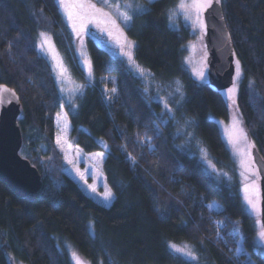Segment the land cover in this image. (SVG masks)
Segmentation results:
<instances>
[{
  "label": "trees",
  "instance_id": "1",
  "mask_svg": "<svg viewBox=\"0 0 264 264\" xmlns=\"http://www.w3.org/2000/svg\"><path fill=\"white\" fill-rule=\"evenodd\" d=\"M177 1L155 0L126 28L137 61L159 81L182 85L184 95L162 122L163 104L95 35L87 36L93 78L78 71L58 0H0V87L8 84L20 95V153L43 180L38 193L19 197L0 179V264H73L60 245L64 241L91 264H237L240 237L252 251V264H264L254 249L255 221L242 198L240 172L216 119L228 117L229 105L222 91L185 66L186 45L195 34L188 25H170ZM221 3L242 68L238 104L264 155V0ZM40 31L54 38L84 81L77 105L67 108L70 139L87 152L106 151L103 171L115 194L108 206L64 171L55 143L62 98L38 47ZM190 132L212 154L221 170L217 176L188 144ZM171 243L191 244L198 258L174 252ZM245 256L239 254L240 264H247Z\"/></svg>",
  "mask_w": 264,
  "mask_h": 264
},
{
  "label": "rangeland",
  "instance_id": "2",
  "mask_svg": "<svg viewBox=\"0 0 264 264\" xmlns=\"http://www.w3.org/2000/svg\"><path fill=\"white\" fill-rule=\"evenodd\" d=\"M58 2L60 4V0H58ZM91 2L95 3L97 7L102 6L100 0H91ZM191 2L192 0H185V3L190 4ZM109 3L113 5V8L111 9L105 8V11L112 12L113 16L117 18V23L119 24L120 28L123 30L124 37H126L127 40L132 41L134 44V46L131 49L133 63H130L128 60V57L124 55V52L128 51L127 47H125L122 51L120 45L116 43V39L118 38V36L114 29L111 30L113 32V35L110 36L108 34V31H101V28H104L105 25L89 24L86 30L80 31L79 35H77V32L73 31L72 25L67 20L65 12L60 5L63 18L67 24L68 31H69V33L67 34L68 36L70 34V40L73 44L72 50H73L74 62L77 66L78 71L81 69L84 72L86 79L91 80L93 78V74H94L93 65H92L91 55H90L88 45H87V41H88L87 36L89 34L95 35L96 40L103 47L107 48L114 56L122 59L126 63V65L128 66L129 70L132 72V74L135 75L141 81L143 90L149 97L155 100H157V97H159L160 99L158 101H160L162 104L165 99L167 100L169 107L172 110L170 115H172L173 113L172 102L178 101L184 95L183 89H181V92H176L177 81L179 80H174L170 82L169 84L163 83L159 81L149 69L145 68L143 65H141L137 61L135 57L136 42L132 37L128 35L127 30H126L127 26H125V24L123 23L122 18H119L120 12H127L128 15L133 17L136 14V12L134 11L135 5L144 4L145 6H147L148 0H109ZM129 3L133 5V8L124 7L125 4H129ZM179 3H180V0H178L177 3L174 6H172L169 11V16L170 14L174 13V15L172 16L171 22L169 20L170 25L173 28H180L184 24L188 25L191 28L192 32L195 34V37L192 39V41H190L186 45L187 53L185 57V66L191 71V73L195 76L196 79L198 78L196 77L194 70L204 68L205 74H206V78L204 81H208L209 79L208 78V62H207L208 51H207V46L205 42L206 30H201L198 25L194 27L193 21L195 20V15H193L191 19H186L185 16L177 8V5ZM116 4L121 5V7L119 8V11L115 9ZM201 18L206 24L204 12L201 13ZM41 33H44L45 36L42 37ZM124 37H119V39L123 41ZM37 39H38V47L40 49V52L48 58V60L50 61L53 67L54 76H55L57 86H58V89L60 91L61 98H62L60 111L55 116V123L58 128V131L55 137V143H56L57 137L58 136L61 137V143L64 144L65 149H67L68 159L74 161V164H69L68 161L65 160L64 158L65 152L62 151L61 147L56 143V145L58 146V148L63 154L64 171L67 174H69L71 177H73L87 194L92 196L99 203L108 206L114 200L115 194L113 190L111 189V187L108 185L104 171H103V161L106 156V151L99 150V151L87 152L84 149H82L79 145H76L75 143H73L70 139L71 123H70V119L67 113V108L77 105V101L80 98V96L83 94L84 89H85L84 81L83 79L80 78V76H78L71 69L63 52L59 49L54 38L49 33L45 31H40L37 35ZM45 39L48 40V43L45 44L44 48L42 49L41 44ZM236 60L238 59L235 58V61ZM137 65L139 66V68L144 70L143 74H141L138 71L136 67ZM61 69H63V71H61ZM235 75H236V72H235ZM235 75H234V78H235ZM241 75H242V68H241ZM239 81H240V78L235 81L238 85V89H239ZM232 85L222 90V93L224 94L228 102V105H229V115L227 118H216V119L220 125L222 135L226 141V144L230 150V153L232 157L234 158V160L236 161V164L238 166V170L240 172V176L242 180L241 193H242L243 200H244V195H245L243 191L244 185L246 183L251 184L255 182V185H256L255 195L257 198V206H258V209L260 210L256 212L249 211V208L245 200L244 202H245L247 211L253 216L254 221H255L256 247L254 249L255 251H258L261 253V250H264V244H262L258 240V232L260 230V227H259V224L257 223V221H260L262 223V220H261L262 195H261L260 173H259L258 167L255 165V162H254V156H253L254 142L252 138L250 137L249 132L246 128V125L244 123V119L242 116V112L238 104V91L235 95V101H236L235 104L233 103V99L229 97V94L227 91L229 88L232 87ZM170 115L164 116V121H166ZM234 116H236L240 120L241 127L244 129L246 133V141L244 140L240 141L236 147H233L228 142V132L232 130ZM190 133L192 134L193 138L188 139L189 140L188 144L191 141L193 142V144L196 146L195 150L197 151V154L200 157V159L202 156L201 149H204L207 152V161L210 162L211 164H214L215 168L217 169V172L215 173L212 172L211 168L208 167L207 162L201 159L207 172L215 176L220 174L221 170L216 165L212 154L209 152L206 146L203 145V143L201 142L199 138H197L192 132ZM249 145H251V147H249ZM42 148L43 150L46 149L45 146H43ZM237 148L244 152H250L251 154L250 158L247 156L242 157L237 151ZM95 153H104V156L102 159H98L94 156ZM242 159L247 161L248 163L247 169H245V167L242 166V163H241ZM76 168H78L80 172L85 173L87 184H85L84 181L81 180L76 175V171H75ZM88 169H91L92 172L89 173L87 171ZM245 177H247V179H245ZM92 184L96 185L95 193H93L87 187V185H92ZM105 185L113 194L110 200L104 199L103 193L105 191ZM90 226L93 229L94 223L92 221L90 222ZM60 245L65 251L68 252L73 264H75V260L73 259V255H72L74 252L84 262V264H91V262L87 260L84 256H82L73 246V244L70 243L69 241H64ZM170 245H176L177 247L186 248L190 250L194 254V256L198 258V255L195 252L193 246L189 243H182V244L171 243ZM238 246L243 248V252L239 254H243V253L246 254L245 257H242L243 260L248 261L250 258L251 261H255V259L252 256V251L248 247L245 246L243 237H240L238 239L237 247Z\"/></svg>",
  "mask_w": 264,
  "mask_h": 264
},
{
  "label": "water",
  "instance_id": "3",
  "mask_svg": "<svg viewBox=\"0 0 264 264\" xmlns=\"http://www.w3.org/2000/svg\"><path fill=\"white\" fill-rule=\"evenodd\" d=\"M205 42L208 62V82L217 90L230 87L235 75V50L228 28L222 3L215 0L205 13ZM22 101L19 93L8 84L0 87V179L19 197L38 193L43 185L42 174L29 158L21 155L23 144L19 124ZM101 142H104L103 140ZM255 165L261 181L262 212L264 223V155L257 146L253 147Z\"/></svg>",
  "mask_w": 264,
  "mask_h": 264
},
{
  "label": "snow or ice",
  "instance_id": "4",
  "mask_svg": "<svg viewBox=\"0 0 264 264\" xmlns=\"http://www.w3.org/2000/svg\"><path fill=\"white\" fill-rule=\"evenodd\" d=\"M101 2V7H97L95 3H92L91 0H60V5L63 8L65 15L67 17V20L69 23L72 25L73 31L77 32V35H79L80 31H84L87 29L89 24H97V25H105L104 28H101V31H108V34L111 36L113 35V32L111 31L114 29L117 33L118 38L116 39V43L120 45L121 50L125 47H127L128 51L124 52V55L128 57V60L130 63H133V57H132V52L131 49L134 46L132 41L127 40L126 37H124L123 30L120 28L119 24L117 23V18H115L112 14L111 11H105V8H113V5L109 3V0H100ZM155 0H148V4L151 5L154 3ZM217 4L221 2V0H215ZM213 0H192L190 4L185 3V0H180V3L177 5V8L180 10V12L185 16L186 19H191L193 15H195V20L193 21V26H199L201 30H206V24L201 18V13L204 12L205 9L210 8L212 6ZM121 5L116 4L115 9L119 11V8ZM124 7L126 8H133L132 4H125ZM150 8L145 6L144 4H136L134 11L137 14H143L146 11H149ZM173 14H170L169 20L171 22ZM119 18H122L123 23L125 26L130 27L131 21L133 19L132 16L128 15L127 12H120L119 13ZM79 26V28H78ZM41 36L44 37L45 34L41 33ZM119 37H124L123 41L119 39ZM48 43V40L45 39L42 44L41 48H44V45ZM138 71L143 74L144 70L139 68V66H136ZM63 71V69H61ZM196 77L204 81L206 78L205 70L204 68L194 70ZM235 78L234 82L231 88H229L228 94L229 97L233 99V103L235 104V95L238 91V85L235 82L238 80L241 76V65L240 61L236 60L235 61ZM182 85H180L179 81H177V88L176 92H181ZM115 91V89H113ZM182 94V93H181ZM111 98V97H110ZM160 98L157 97V100ZM179 103V102H178ZM171 109L169 107V104L167 100L165 99L163 101V109L162 112L160 113V118L162 122L164 121V116L170 115L171 114ZM159 132V129H157ZM148 141H151V137H146ZM246 141V133L244 129L241 127V122L240 120L234 116L233 117V127L232 130L228 132V142L233 146L236 147L240 141ZM56 143L61 147V150L65 152V160L68 161L69 164H74L73 160L68 159L67 155V149H65L64 144L61 143V137H57ZM70 147V146H69ZM251 147V145H249ZM237 151L239 154L244 157L247 156L250 158L251 154L250 152H244L240 149L237 148ZM201 159L205 162H207V165L209 168H211L212 172H217V169L215 168L214 164H211L210 162L207 161V152L204 149H201ZM94 156L98 159H102L104 156V153H95ZM135 163V161H133ZM242 166L245 167V169L248 168V163L247 161L243 160L241 161ZM76 175L84 181L85 184H87V179L85 178V173L80 172L78 168L75 169ZM89 173L92 172L91 169L87 170ZM243 175V173H242ZM247 179V177H245ZM87 187L93 192H96V185H87ZM245 195H244V200L249 208V211L256 212L259 211L257 206V198H256V185L255 182L251 184H245L244 189H243ZM112 192L107 188L105 185V191L103 193L104 199L105 200H110L112 198ZM259 224L260 230L258 232V240L264 244V223H261L260 221H257ZM234 232L238 233V229H233ZM217 235L219 236L220 233L219 231L217 232ZM170 247L176 252L181 254L182 256H187L193 260H196L197 257L194 256V254L186 249V248H181L177 247L176 245H170ZM243 252V248L238 246L236 248V255H234L233 259L237 261V264H240L239 262V253ZM73 259L75 260V264H84V262L78 257V255L74 252L73 254ZM261 255H264V250H261ZM247 264H252L250 258L247 262Z\"/></svg>",
  "mask_w": 264,
  "mask_h": 264
},
{
  "label": "flooded vegetation",
  "instance_id": "5",
  "mask_svg": "<svg viewBox=\"0 0 264 264\" xmlns=\"http://www.w3.org/2000/svg\"><path fill=\"white\" fill-rule=\"evenodd\" d=\"M214 1V0H213ZM206 9L204 10V13H205Z\"/></svg>",
  "mask_w": 264,
  "mask_h": 264
}]
</instances>
